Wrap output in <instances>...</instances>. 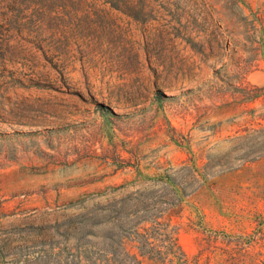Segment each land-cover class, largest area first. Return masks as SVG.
<instances>
[{
	"label": "rangeland",
	"instance_id": "1",
	"mask_svg": "<svg viewBox=\"0 0 264 264\" xmlns=\"http://www.w3.org/2000/svg\"><path fill=\"white\" fill-rule=\"evenodd\" d=\"M129 6L0 0V264H264V0Z\"/></svg>",
	"mask_w": 264,
	"mask_h": 264
},
{
	"label": "trees",
	"instance_id": "2",
	"mask_svg": "<svg viewBox=\"0 0 264 264\" xmlns=\"http://www.w3.org/2000/svg\"><path fill=\"white\" fill-rule=\"evenodd\" d=\"M104 3H109L111 6L117 8V3L123 5V7L128 8L130 0H103ZM176 240V239H175ZM176 243V242H175Z\"/></svg>",
	"mask_w": 264,
	"mask_h": 264
}]
</instances>
